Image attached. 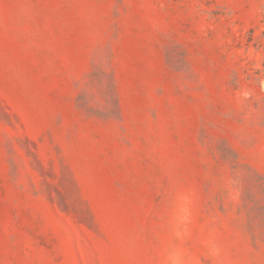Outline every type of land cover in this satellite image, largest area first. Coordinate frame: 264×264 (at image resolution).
Listing matches in <instances>:
<instances>
[{"label":"rangeland","instance_id":"374dc122","mask_svg":"<svg viewBox=\"0 0 264 264\" xmlns=\"http://www.w3.org/2000/svg\"><path fill=\"white\" fill-rule=\"evenodd\" d=\"M0 264H264V0H0Z\"/></svg>","mask_w":264,"mask_h":264}]
</instances>
